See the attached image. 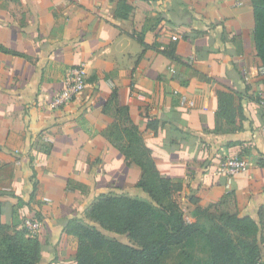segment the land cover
<instances>
[{
  "label": "crops",
  "instance_id": "1",
  "mask_svg": "<svg viewBox=\"0 0 264 264\" xmlns=\"http://www.w3.org/2000/svg\"><path fill=\"white\" fill-rule=\"evenodd\" d=\"M251 0H0V221L38 224V264H75L69 221L102 195L149 202L141 169L112 129L139 131L160 177L179 182L187 222L207 208L264 215V100ZM172 37H177L176 41ZM86 89L48 102L72 68ZM242 97L240 131L217 118V92ZM125 138V136H124ZM228 157L249 169L216 175Z\"/></svg>",
  "mask_w": 264,
  "mask_h": 264
},
{
  "label": "trees",
  "instance_id": "2",
  "mask_svg": "<svg viewBox=\"0 0 264 264\" xmlns=\"http://www.w3.org/2000/svg\"><path fill=\"white\" fill-rule=\"evenodd\" d=\"M254 46L264 81V0H251ZM0 52H7L0 46ZM241 95L217 92V118L226 131H240L245 117ZM124 126L112 129L119 151L141 169L137 184L149 202L124 195H102L84 220L69 221L66 233L77 241L75 264H166L170 253L189 243L201 244L206 258L194 264H264V215L259 220L217 208L196 210L187 222L176 201L182 186L160 177L136 126L118 111ZM125 136V138H124ZM262 235L263 239L257 241ZM40 244L22 228L12 231L0 221V264H38ZM180 264V263H179Z\"/></svg>",
  "mask_w": 264,
  "mask_h": 264
},
{
  "label": "built area",
  "instance_id": "3",
  "mask_svg": "<svg viewBox=\"0 0 264 264\" xmlns=\"http://www.w3.org/2000/svg\"><path fill=\"white\" fill-rule=\"evenodd\" d=\"M177 37H172L176 41ZM86 73L84 68L70 69L64 79L58 93H56L48 102V108L52 111L60 110L72 104L86 89ZM260 107L264 110V100L259 102ZM249 169V163L245 158L228 157L224 159L216 170L218 177L225 178L228 182L237 175L245 173ZM24 227L30 234H34L38 229V224L26 220Z\"/></svg>",
  "mask_w": 264,
  "mask_h": 264
},
{
  "label": "rangeland",
  "instance_id": "4",
  "mask_svg": "<svg viewBox=\"0 0 264 264\" xmlns=\"http://www.w3.org/2000/svg\"><path fill=\"white\" fill-rule=\"evenodd\" d=\"M263 239L260 235L257 241ZM206 258V253L201 244L191 246L189 243L182 248L173 250L170 255L165 259L166 264H194L200 263Z\"/></svg>",
  "mask_w": 264,
  "mask_h": 264
}]
</instances>
